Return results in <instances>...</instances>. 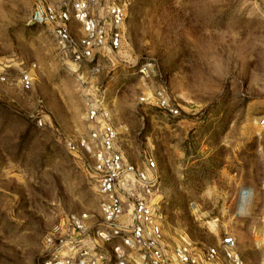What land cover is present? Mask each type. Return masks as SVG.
<instances>
[{
  "label": "rangeland",
  "instance_id": "1",
  "mask_svg": "<svg viewBox=\"0 0 264 264\" xmlns=\"http://www.w3.org/2000/svg\"><path fill=\"white\" fill-rule=\"evenodd\" d=\"M116 1L128 8L121 48L77 68L52 26L28 24L33 0H0V62L13 80L0 85V264H43L44 235L65 214L100 222L94 178L62 141L83 129L94 93L126 159L156 160L167 240L215 245L230 233L246 264H264V0ZM32 64L23 90L18 71ZM158 89L177 115L152 100ZM111 247L98 250L113 259Z\"/></svg>",
  "mask_w": 264,
  "mask_h": 264
},
{
  "label": "built area",
  "instance_id": "2",
  "mask_svg": "<svg viewBox=\"0 0 264 264\" xmlns=\"http://www.w3.org/2000/svg\"><path fill=\"white\" fill-rule=\"evenodd\" d=\"M127 15V5L116 0H33L27 22L52 26L57 49L78 68L121 48ZM74 23L77 35L72 32ZM34 67L18 71L21 89L32 88ZM11 68L0 62V85L13 81ZM152 100L169 115L179 112L162 89L154 92ZM84 106L83 129L63 135L62 141L94 178L101 220L96 225L87 212L65 214L44 235L43 264H246L230 233L215 245H199L186 236L168 241L156 201L155 158L145 156L141 164L129 162L102 97L90 94ZM33 119L45 127L39 111ZM105 244L112 245L113 259L98 250Z\"/></svg>",
  "mask_w": 264,
  "mask_h": 264
},
{
  "label": "clouds",
  "instance_id": "3",
  "mask_svg": "<svg viewBox=\"0 0 264 264\" xmlns=\"http://www.w3.org/2000/svg\"><path fill=\"white\" fill-rule=\"evenodd\" d=\"M245 194H247V196L249 197V200H248V204H247V206H250V204H251V200H252V198H253V196H254V193H253V191H252L251 189H245V190L241 193V201H242V202H243V197H244ZM238 211H239V213H240L241 215H243V214H245V212H246V207L240 206V208L238 209Z\"/></svg>",
  "mask_w": 264,
  "mask_h": 264
}]
</instances>
